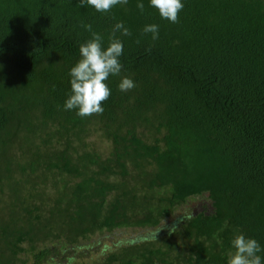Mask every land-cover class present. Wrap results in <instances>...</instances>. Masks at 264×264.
I'll list each match as a JSON object with an SVG mask.
<instances>
[{"label": "trees", "instance_id": "obj_1", "mask_svg": "<svg viewBox=\"0 0 264 264\" xmlns=\"http://www.w3.org/2000/svg\"><path fill=\"white\" fill-rule=\"evenodd\" d=\"M182 2L172 24L150 0H0V264H227L238 233L264 249V0ZM120 21L103 114L64 110L83 25L106 48ZM124 230L145 234L100 241Z\"/></svg>", "mask_w": 264, "mask_h": 264}, {"label": "clouds", "instance_id": "obj_2", "mask_svg": "<svg viewBox=\"0 0 264 264\" xmlns=\"http://www.w3.org/2000/svg\"><path fill=\"white\" fill-rule=\"evenodd\" d=\"M129 0H79V7L91 6L99 13H109L117 5H127ZM137 8L143 13L144 4L137 3ZM150 7L155 8L161 19L169 23H179V16L184 8L182 0H150ZM83 27L91 33V39L79 46L80 59L70 69L71 93L64 104V110H75L81 118L102 115L103 102L111 95L106 83L110 76H119L122 71L120 57L123 54L121 36H131V31L123 21L117 22L108 37V46L104 47V37L92 31V25ZM151 34L152 40L159 38V25H146L142 34ZM139 43V41H137ZM2 67V66H0ZM136 85L133 80L123 77L118 87L121 92L131 91ZM191 217H189L190 219ZM164 223V221H163ZM176 228H172L174 232ZM233 251L228 253L227 264H262L264 252L258 241L238 233L231 241Z\"/></svg>", "mask_w": 264, "mask_h": 264}, {"label": "rangeland", "instance_id": "obj_3", "mask_svg": "<svg viewBox=\"0 0 264 264\" xmlns=\"http://www.w3.org/2000/svg\"><path fill=\"white\" fill-rule=\"evenodd\" d=\"M191 204V206H190ZM197 206H198V201L197 202H191L188 204V208L192 207L193 209H197ZM186 208V206H185ZM181 213V210H178L175 214H179ZM163 223V222H162ZM168 224V221H164L163 223V226L164 225H167ZM161 226V227H163ZM154 229V231L152 232H147L146 233V238H149L151 235H154L157 233L158 230ZM145 233H142V232H138V231H130V230H124V231H117L113 234H109L105 237H103L100 241L102 243H104V245L107 243V244H112V243H117V242H120V241H125V240H131V239H138L140 237H142ZM96 239H100L98 237L96 238H92L89 242V244H92L93 241H95ZM97 246V245H96ZM100 246V245H99ZM98 247V246H97Z\"/></svg>", "mask_w": 264, "mask_h": 264}]
</instances>
